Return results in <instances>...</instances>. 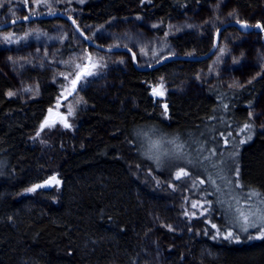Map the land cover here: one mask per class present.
Here are the masks:
<instances>
[{
    "label": "trees",
    "instance_id": "1",
    "mask_svg": "<svg viewBox=\"0 0 264 264\" xmlns=\"http://www.w3.org/2000/svg\"><path fill=\"white\" fill-rule=\"evenodd\" d=\"M216 1L85 0L74 20L82 28L141 16L165 25ZM229 2L240 11L263 10L258 21L264 28V0ZM35 22L46 30L66 23L59 18ZM214 35L211 29L203 35L186 31L170 40L171 48L179 56L203 55L213 47ZM208 63L173 62L139 72L128 62L115 70L109 94L84 90L91 109L76 113L74 130L57 127L39 137L36 132L59 95L49 72L26 69L27 78L43 84L40 98L29 102L7 97L13 83L1 76L0 264H264V238L238 244L216 236L217 229L229 231L228 215L217 206L207 176L188 172V177L174 178L178 168L168 173L144 158L133 135L137 127L153 126L197 143L206 138L215 158L240 141L236 135L264 89V72L241 89L216 84L201 95L170 91L166 111L151 95L157 80L171 89L191 82ZM252 133L253 141L241 152V181L264 193V134ZM52 176L60 188L17 198L31 184ZM199 180L206 188L191 189ZM201 198L210 202L211 219L186 216L185 211L193 212L191 202ZM159 211L178 219L181 232L156 221Z\"/></svg>",
    "mask_w": 264,
    "mask_h": 264
},
{
    "label": "rangeland",
    "instance_id": "2",
    "mask_svg": "<svg viewBox=\"0 0 264 264\" xmlns=\"http://www.w3.org/2000/svg\"><path fill=\"white\" fill-rule=\"evenodd\" d=\"M0 4H3L0 7V25H2L18 18L47 15L54 12H61L76 19L78 7L83 3H78V0H71L70 3L68 0H60V2L47 0V3L44 0H40L39 3H35L34 0H27V3L24 0H11L10 3L9 0H0ZM262 14L263 10L240 11L232 7L229 0H217L205 8H196L184 16L172 18L165 25L158 20L133 16L112 19L103 25H84L81 29L91 40L102 44V46L129 48L138 57L140 65L146 67L165 58L179 56L174 54L170 40L183 32L194 31L203 35L204 32L211 29L216 33L221 26L232 21L247 23L255 27L260 24L258 20L263 16ZM228 29L231 30L219 40L215 54L207 60L209 61L207 69L199 70L191 82L181 83L170 89L163 79L157 80L151 89L162 82L165 92L162 96H154L151 92L155 102L165 107L167 94L170 91L201 95L206 94L207 89L214 88L216 84H220L223 89H241L259 78L260 74L264 72V43L261 34L255 32L244 34L234 28ZM10 34L11 40L9 41L5 37ZM85 51L93 56H102L104 66L96 69L95 75L89 76L85 81L77 84L76 91L69 96L62 87V85L68 84V81L59 73L71 72L74 65L66 62H71L74 59L77 62L86 63V61L82 62L78 59L84 55ZM153 52L157 53L155 57ZM145 53L147 54L145 55ZM128 62H131V58L125 53H105L89 48L71 26L63 22H56L51 30L42 28L36 22H30L20 27L14 26L0 31V77H7L13 83L12 89L7 92V97L23 102L40 98L43 84L37 78L26 77V69L29 68L48 71L51 83L59 89L58 98L50 108L52 113L50 114L48 111L45 117L55 121V126L45 128L41 134L57 127L64 128L59 122V118L60 116H67L69 104L74 107V114L67 117L71 127L64 129L74 130L73 119L76 113L81 109H91V105L84 95V90L92 87L104 95L109 94L114 87L115 70L126 68ZM44 82L46 83V81ZM25 89H31V91H25ZM9 92H14L15 95L9 96ZM62 93L63 95H61ZM77 99L80 100L78 104L76 103ZM58 101L60 107L57 109ZM244 119L248 123L243 122L242 127L244 128L245 124H249L250 129L248 130L250 132L248 134L238 132L237 139H241L240 141L243 142L236 140L237 142L234 141V144L230 143L226 150L222 151L220 158H215L214 152L211 153L212 150L209 149L210 145L206 138L197 143L192 139L180 137L183 146L179 153L180 158L166 159L164 163L155 162L168 173L178 168L175 171L177 173L181 169L179 166L182 165L186 172H199L207 176L209 180L207 186L214 191L213 195H215L218 203L217 206L219 205L218 207L222 209L223 213L228 215L226 218L227 229L239 236L238 240H233L238 244L263 239L254 238L259 235L256 228H249L247 232H243L233 221L238 215L237 208L246 210L250 203L254 202L258 205L260 200L264 198V193L255 189L256 186L243 184L240 170L241 152L246 145L253 141V136L250 139L249 134L255 131L264 134V89L259 94L255 104L247 110ZM176 173L174 178H176ZM182 182L183 184L187 183L188 178ZM36 184H44V182H35L28 188ZM196 184L198 186L193 187L192 185L191 189L206 188L205 184H199L198 181ZM61 185L60 182L58 186L52 184L37 190L60 188ZM253 192L258 195L252 196L251 201L246 200L245 198ZM30 193L33 192L24 190L21 194L19 192L17 198H23ZM196 201L203 203L205 200L201 198ZM209 206V203L203 205V208L208 209L204 215L200 214L203 211L202 208L193 209V212H196V215L206 216L209 220L211 219L209 214L211 206ZM166 209V212L169 213L171 207ZM160 213V211L156 212V215L160 216L156 221L162 219L163 221L159 222L168 229V226L171 225L170 231L181 232L178 219L167 217V213H161L164 216ZM155 264H159V261L156 260Z\"/></svg>",
    "mask_w": 264,
    "mask_h": 264
},
{
    "label": "snow or ice",
    "instance_id": "3",
    "mask_svg": "<svg viewBox=\"0 0 264 264\" xmlns=\"http://www.w3.org/2000/svg\"><path fill=\"white\" fill-rule=\"evenodd\" d=\"M11 2V0H9V3ZM25 3H27V0H24ZM35 3H39L40 0H34ZM45 3H47V0H44ZM57 2H60V0H57ZM68 2L70 3L71 0H68ZM85 0H78V3H84ZM3 4H0V7H2ZM27 18V17H26ZM73 24H75V20L72 21ZM155 27V26H153ZM260 27V26H258ZM82 34V33H81ZM5 39L7 40H11V34L8 37H5ZM143 51V50H142ZM223 51V50H221ZM147 53H145L146 55ZM157 55V53L153 52V56L155 57ZM133 58H135L133 56ZM11 59V58H9ZM80 61L85 62L86 63H81V62H77L76 59L72 60L71 62H66V63H71L74 65L73 69L71 72H61L59 73V75L63 76L64 79L66 81H68V84L66 85H62L63 89L65 92H67V95H72L73 92L76 91V87L77 84L82 83L83 81L86 80L87 77L89 76H93L96 73V69L103 67V60L104 58L102 56H93L92 54H89L85 51L84 55H82L81 57L78 58ZM70 77H72L70 79ZM25 91H31V89H25ZM165 89H164V85L162 82L158 83L156 86L153 87L152 89V95L154 96H162L164 95ZM9 96H13L15 95L14 92H9L8 93ZM63 95V93L61 94ZM65 99L67 98L66 96L64 97ZM76 103H80V100L77 99ZM57 109L60 107L59 101L56 105ZM167 110V106L165 105V111ZM49 113H52V109H49ZM74 114V107L69 104L67 106V116H60L59 118V122L62 124V126L64 128H70L71 124L68 123L67 121V117H70ZM55 121H52L48 118H45L44 122L40 124L39 126V130L36 132V137H39L41 135V132L44 131L45 128H51L55 126ZM250 129V125L249 124H245L244 128L241 129V132ZM243 142V141H241ZM183 146L181 144L176 145V152L180 153V150ZM177 158H180L179 156ZM188 177L189 173L184 171L183 168L180 169V171H178L176 173V179H180L181 177ZM204 181L201 180L199 181V184H203ZM52 184L55 185H59L60 181L56 178V176H52L50 177L48 180H46L44 182V184H36L33 185L30 188H27L25 191L26 192H35L38 188H42L45 186H51ZM198 185L196 184V182H193V187H197ZM238 186V185H237ZM206 191V190H205ZM258 194L253 192L249 197H246V200L251 201L252 196H257ZM206 203H210L209 201L205 200L203 203H201L200 201H192L191 202V207L193 209L196 208H202L203 211L200 213L201 215H204L208 209L203 208V205ZM237 213L238 215L236 216L235 220L233 221V223L239 227L240 231L243 232H247L249 230V228H256L259 235L257 237H254L256 239L259 238H264V198H262L259 202V204H255L250 203L249 207L246 210H241L240 208H237ZM186 216H196V212H188L185 211L184 213ZM169 230H171V225L168 226ZM213 228H216V225L213 224L212 225ZM223 235V237L225 239H235L238 240L239 236L234 234L232 231H227V232H221L219 229H217V233L216 236H221ZM215 238V237H213Z\"/></svg>",
    "mask_w": 264,
    "mask_h": 264
},
{
    "label": "water",
    "instance_id": "4",
    "mask_svg": "<svg viewBox=\"0 0 264 264\" xmlns=\"http://www.w3.org/2000/svg\"><path fill=\"white\" fill-rule=\"evenodd\" d=\"M53 18H59V19L63 20L64 22H66L67 24H69L71 26V28L83 40V42L85 44H87V46L89 48H93V49H96V50H99V51H102L105 53H125V54H127L131 58L132 65L139 72H148V71L157 69L161 66H164L166 64L173 63V62L201 63V62L207 61L215 54V52L218 48L219 36L228 28L237 29L238 31H240L241 33H244V34H249L251 32L259 33V34H261L262 40L264 43V28H263L262 24H257L255 27H253L247 23H240V22H233L232 21V22L225 23L223 26H221L216 31V33L214 35L213 47L206 54L199 56V57H196V56H194V57L193 56H171V57L165 58L163 60H160V61L154 63L153 65L142 67L138 64L137 56L132 50H130L129 48H125V47H105V46H102L100 44H97L96 42L91 40L82 31V29L80 28V26H78L76 21H75V24L72 23V21L74 20L72 17H70L67 14L61 13V12H54V13L47 14V15H33V16H29L27 18L26 17L18 18V19H15V20H12V21H9L5 24L0 25V31H4L8 28H11V27H14V26H17L20 24H26V23H30V22L42 21V20L53 19ZM258 26H260V27H258ZM133 56L135 58H133Z\"/></svg>",
    "mask_w": 264,
    "mask_h": 264
},
{
    "label": "clouds",
    "instance_id": "5",
    "mask_svg": "<svg viewBox=\"0 0 264 264\" xmlns=\"http://www.w3.org/2000/svg\"><path fill=\"white\" fill-rule=\"evenodd\" d=\"M133 135L141 142V154L144 158L157 163L166 159L177 158L176 145L181 144L177 133L165 132L153 126L137 127Z\"/></svg>",
    "mask_w": 264,
    "mask_h": 264
}]
</instances>
